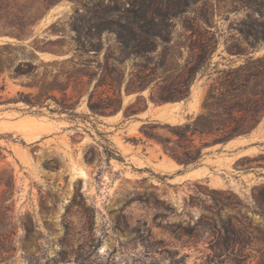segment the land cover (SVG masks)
Listing matches in <instances>:
<instances>
[{
    "label": "rangeland",
    "instance_id": "374dc122",
    "mask_svg": "<svg viewBox=\"0 0 264 264\" xmlns=\"http://www.w3.org/2000/svg\"><path fill=\"white\" fill-rule=\"evenodd\" d=\"M206 8L209 26L201 25L218 46L206 74H198L191 87L189 109L174 106L179 107L181 123L138 117L150 102L152 86L124 98L125 86L140 64L133 59L122 67L121 110L107 116L91 113V93L113 94L108 87L95 88L106 51L110 48L119 56L113 35H103L101 53L84 57L97 73L93 82L68 91L78 102L77 118L9 102L19 99V92L34 90L6 72L2 75L0 84L4 78L6 88L0 95V264H237L231 252L221 256L213 247L220 228L199 224L209 217L219 226L231 217L236 224L250 220L264 230V217L254 212V194L264 187V123L250 140L238 139L227 147L211 143L202 149L200 162L187 167L178 162L173 166L169 158L174 159L144 133L171 137L169 126L184 124L201 112L209 85L245 62L246 57L229 55L225 49L232 38L240 39L238 29L249 11L236 0H209ZM74 12L71 2L58 9L40 33L59 19L69 20ZM194 17L191 13L173 20L171 42L151 56L153 64L169 49L179 70L184 68L190 39L183 23ZM253 55L264 56V45ZM139 96L145 103L133 106ZM236 143L241 144L233 146ZM77 169H84L87 178ZM262 247L254 241L244 252L249 258L243 264H262Z\"/></svg>",
    "mask_w": 264,
    "mask_h": 264
},
{
    "label": "trees",
    "instance_id": "16d2710c",
    "mask_svg": "<svg viewBox=\"0 0 264 264\" xmlns=\"http://www.w3.org/2000/svg\"><path fill=\"white\" fill-rule=\"evenodd\" d=\"M63 1L0 0V37L18 40L0 42V80L6 72L11 80L34 90L19 92V99L9 102H22L30 109L45 107L51 112L66 113L70 118L79 117L76 112L78 102L73 101L68 91L85 83L91 84L97 77L96 71L91 70L90 61L84 57L90 52H95L94 55L102 52L104 34L114 36L119 56L109 48L103 65H99L102 72L95 88L108 87L113 94L106 97L95 92L90 94L89 108L93 115L107 116L121 110L125 82L122 67L129 59L138 60L140 64L136 65V72L131 74L125 86L127 95L142 93L152 86L150 101L154 104L180 102L190 97L198 74H206L218 46L215 36L201 25L209 26L206 8L209 0H128L127 3L121 0H67L75 6L72 17L67 21L59 19L42 33L34 34L36 25L47 12ZM236 3L249 12L238 29L240 39L232 38L225 50L229 55L246 57L245 62L222 72L217 81L209 85L201 112L184 124L169 126L171 137L144 132L184 167L198 164L204 147L211 143L226 144L249 134L264 120V56L253 55L264 45V0H236ZM201 4L203 6L199 7ZM191 13L195 17L183 23L184 32L190 39L184 68L179 70L169 49L153 64L151 56L158 55L161 45L171 42L176 28L173 20ZM41 54L67 57L45 60ZM162 74L165 76H160ZM5 88L3 78L0 95ZM51 102L55 103V109H51ZM144 103L143 96H139L133 106ZM86 158L93 160L89 154ZM258 192V196L254 194V212L264 217V187L258 188ZM229 206L224 205L223 209ZM199 226L219 227L221 236L213 247L221 256L231 252L237 264H243L249 258L244 252L254 241L260 242L264 249V230L250 220L246 224H236L230 217L218 226L212 218L202 217ZM261 263L264 264V252Z\"/></svg>",
    "mask_w": 264,
    "mask_h": 264
},
{
    "label": "water",
    "instance_id": "95a60500",
    "mask_svg": "<svg viewBox=\"0 0 264 264\" xmlns=\"http://www.w3.org/2000/svg\"><path fill=\"white\" fill-rule=\"evenodd\" d=\"M70 2L65 0L63 2H61L60 4L56 5L55 7H53L51 10H49L47 12V14L44 16V18L36 25L35 27V31H34V34H38L41 32V29H42V26L45 24V22L53 15V13H55L58 9L64 7L65 5L69 4ZM5 41H18L16 39H12V38H8V37H0V42H5ZM23 42H28L27 40H24ZM42 58H45L46 55L44 54H41ZM49 60L51 59H63V58H66L67 56H48ZM133 96L135 95H124V98L126 99H130L132 98ZM192 96L190 95V97L186 100H183V101H180V102H166V103H162V104H154L153 102H149L147 108L140 114H148L150 116H154V117H157V115L160 113L159 109L166 106V105H176V104H181L180 108H181V111H186L187 109H189L190 107V102H191V99ZM171 109H168L166 112H167V115L165 116V119L168 120V121H172V122H175V123H180L181 120H180V117H181V114H179L178 110L177 111H170ZM264 123V120L257 126V128H255L253 131H251L249 134H246V135H242V136H239L233 140H237V139H241V138H246L247 140H250L252 138V136L257 133V131L259 130V128L263 125ZM231 140V141H233ZM227 142L226 144H222V146L224 147H227L228 144L231 142ZM237 144H241V143H236L234 144L233 146L237 145ZM189 172H186L184 173L185 175L188 174Z\"/></svg>",
    "mask_w": 264,
    "mask_h": 264
},
{
    "label": "bare ground",
    "instance_id": "6f19581e",
    "mask_svg": "<svg viewBox=\"0 0 264 264\" xmlns=\"http://www.w3.org/2000/svg\"><path fill=\"white\" fill-rule=\"evenodd\" d=\"M191 103H192V101L190 102V106H191ZM192 105H194V104H192ZM174 106H181V104H176V105H166V106H164V107H162V108H160L159 109V111H160V113L157 115V117L158 118H163V119H165V116L167 115V110L168 109H171L170 111L172 112V111H177L178 109H179V107L176 109ZM176 122V121H175ZM181 123V122H180ZM241 139H245V138H241ZM238 140V139H237ZM233 142H235V140L234 141H232V142H230V144L231 143H233ZM169 161L172 163V165L173 166H178V164L174 161V160H172V159H170L169 158ZM170 164V163H169ZM76 173L79 175V176H81V177H83V178H87V173L84 171V169H77L76 170Z\"/></svg>",
    "mask_w": 264,
    "mask_h": 264
},
{
    "label": "crops",
    "instance_id": "0c3cea01",
    "mask_svg": "<svg viewBox=\"0 0 264 264\" xmlns=\"http://www.w3.org/2000/svg\"><path fill=\"white\" fill-rule=\"evenodd\" d=\"M148 114H139L138 117L141 119H144L145 117H147ZM166 160V159H165ZM166 163H168V161L166 160ZM179 169V168H178ZM176 169V170H178Z\"/></svg>",
    "mask_w": 264,
    "mask_h": 264
}]
</instances>
